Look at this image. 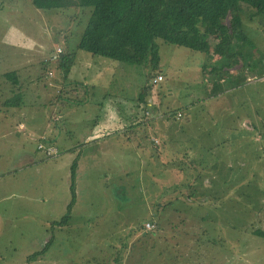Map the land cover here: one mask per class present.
Instances as JSON below:
<instances>
[{"label":"rangeland","instance_id":"rangeland-1","mask_svg":"<svg viewBox=\"0 0 264 264\" xmlns=\"http://www.w3.org/2000/svg\"><path fill=\"white\" fill-rule=\"evenodd\" d=\"M252 12L245 5L241 12L251 57L159 39L153 69L149 56L128 64L78 49L88 8L0 0V264H264V235L255 234L264 232V147L259 153L244 127L247 114L253 137H264V120L255 117L264 76L254 77L264 30ZM57 48L61 57L52 60ZM247 63L252 73L242 80ZM156 73L163 80L152 85ZM96 130L106 131L105 146L88 160ZM218 156L222 167L235 159L236 174L222 167L213 174L207 167ZM245 165L259 174L249 176ZM224 179L227 191L216 190Z\"/></svg>","mask_w":264,"mask_h":264},{"label":"trees","instance_id":"trees-1","mask_svg":"<svg viewBox=\"0 0 264 264\" xmlns=\"http://www.w3.org/2000/svg\"><path fill=\"white\" fill-rule=\"evenodd\" d=\"M31 3L39 10L88 8L89 18L78 49L128 64L142 65L149 56L153 69L159 67V39L200 52H206L213 46L219 56L226 55V58L230 54L238 58L250 55V49H245L250 41L242 30L244 5L253 11L251 17H259L264 30V0H31ZM64 59L60 60V67H64L67 74L70 66H64ZM66 59L72 61L73 56L66 55ZM255 70V76H264V69L261 71L258 67ZM9 77L13 78L14 74L9 73ZM220 78L213 80V87L220 86L217 83ZM150 89V86H143L137 96L139 102H144ZM178 114L181 117V113ZM89 143L84 141L82 145ZM77 159L76 156L71 163L72 184ZM217 199L221 200L218 195ZM67 219L65 215L56 223L62 225ZM255 234L264 235V232L257 230ZM45 248L28 259L33 260Z\"/></svg>","mask_w":264,"mask_h":264},{"label":"crops","instance_id":"crops-1","mask_svg":"<svg viewBox=\"0 0 264 264\" xmlns=\"http://www.w3.org/2000/svg\"><path fill=\"white\" fill-rule=\"evenodd\" d=\"M23 37V36H22ZM248 56H250L251 57V54L250 55H248ZM260 63H261V66H260V68H261V71H262V69H264V61H260ZM247 68H248V70L246 71L247 72V75H245V74H240V79L244 76V78H245V76H248L249 77V70H250V72L252 73V70H251V68H252V65H249V63H247ZM255 74V73H254ZM254 77H255V75H254ZM262 77V76H261ZM68 77H66V78H62V83H63V85H65V83L67 82V79ZM247 78V77H246ZM246 78L245 79H242V80H246ZM70 79V78H69ZM240 79H238V80H232L229 84H231V83H233V84H235V85H238L239 83L237 82V81H239ZM221 81V80H220ZM223 81V80H222ZM69 83V86H71L72 85V83H70V82H68ZM247 83V82H246ZM248 84V83H247ZM249 85V84H248ZM72 88H73V86H72ZM231 88H233V87H230L229 89H231ZM259 106H260V110H261V113H260V115H258L257 113H255V117H258L260 120L259 121H263L264 120V95H263V91H262V94H261V102H260V104H259ZM245 118H247V120L245 121V124H244V127L246 128V129H249V131L248 132H246V133H249V140H250V144L251 143H257L258 144V148H260L259 149V153L260 152H262V150H263V147H264V137H263V135H261L260 137H253V135H252V129H253V124L251 123V121L249 120V116H247V114H246V116H245ZM115 120H116V122H117V124H115L114 125V127H115V130H114V132H116L117 130H118V132H120V130H119V127L121 126V125H124V122H123V120H121L119 117H117V116H115ZM97 123V122H96ZM99 123H97V125H98ZM96 125V126H97ZM19 126L21 127V124L19 123ZM19 127V128H20ZM94 131V130H93ZM91 134H93L92 136H91V141L93 140V142H95L94 144L96 145L95 147H94V149H93V151L92 152H90L88 155L89 156H87V159L88 160H95L96 158H98L99 156H100V152L102 151V149H103V146H105V144H104V140H102V139H100L101 137L103 138V135L104 134H106V131L104 130V131H100V130H96V132H92ZM244 136V135H243ZM94 140H96V141H94ZM83 141H85V140H83ZM247 143H248V141H247ZM93 144V145H94ZM249 144V143H248ZM252 145V144H251ZM254 147L256 148L257 146L256 145H254ZM246 148V147H245ZM250 148H251V150L254 152V154H255V151H256V149L255 148H253V147H251L250 146ZM238 150V151H237ZM242 153L239 149H236V153H235V155H233L236 159H238V156H237V154L238 155H240V154ZM83 154H84V151H82V155H81V157H80V159H82L83 158ZM253 154V153H252ZM223 158H221V156H218V160L215 162V163H212L211 165H209L207 168L208 169H214V172H213V174L214 173H219V171H220V168L222 167V164H221V160H222ZM224 162V161H223ZM249 166L250 165H245L244 166V168L245 169H247V170H245V172H246V174H249V176H251V175H253L254 173L256 174H259V172H257L255 169H252V171H250V168H249ZM239 166H236V161H235V159H233V160H230V161H227V163H225V165L222 167V168H224V169H228L229 170V172L231 173H233V174H236V170H237V168H238ZM76 168L77 169H75V171L76 172H78L79 171V169H80V167H79V162L77 163V165H76ZM204 171V169H202V172L200 173L201 175H209L211 172L209 171V172H203ZM222 174H226V173H224V171L222 172ZM227 175L229 176V174L227 173ZM230 178V177H229ZM206 179V178H205ZM205 179H203V183H207V180H205ZM229 179H224V180H222L220 183H219V185L221 186V187H218V188H215L216 190H218V191H221V190H225V191H227V181H228ZM219 182V181H218ZM223 195H228V192H227V194H223ZM218 196L220 197V195L218 194ZM216 197H217V195H216ZM222 197V196H221ZM220 197V198H221Z\"/></svg>","mask_w":264,"mask_h":264},{"label":"built area","instance_id":"built-area-1","mask_svg":"<svg viewBox=\"0 0 264 264\" xmlns=\"http://www.w3.org/2000/svg\"><path fill=\"white\" fill-rule=\"evenodd\" d=\"M61 53H62V49L57 48L53 54L52 60H57L60 57ZM162 80H163V76L161 74H159L151 80V84L157 85ZM178 116H180V114H178ZM38 148L42 149L44 151V153L46 154V156H56L57 155L56 149L50 145L43 146L42 144H39ZM145 227H146V230L153 231L155 229V224L152 222H147V223H145Z\"/></svg>","mask_w":264,"mask_h":264}]
</instances>
